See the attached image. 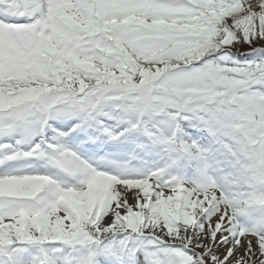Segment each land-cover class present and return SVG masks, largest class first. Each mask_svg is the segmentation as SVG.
I'll return each instance as SVG.
<instances>
[{
  "label": "snow or ice",
  "instance_id": "1",
  "mask_svg": "<svg viewBox=\"0 0 264 264\" xmlns=\"http://www.w3.org/2000/svg\"><path fill=\"white\" fill-rule=\"evenodd\" d=\"M0 264H264V0H0Z\"/></svg>",
  "mask_w": 264,
  "mask_h": 264
}]
</instances>
